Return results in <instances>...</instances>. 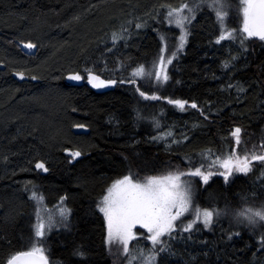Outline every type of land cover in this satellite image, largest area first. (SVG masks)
I'll return each instance as SVG.
<instances>
[{"label": "trees", "instance_id": "obj_1", "mask_svg": "<svg viewBox=\"0 0 264 264\" xmlns=\"http://www.w3.org/2000/svg\"><path fill=\"white\" fill-rule=\"evenodd\" d=\"M159 1L0 0V65L6 67L0 70V264L28 250L35 202L24 191L27 181L34 182L49 209L61 203L65 193L69 197L64 202L72 210L68 227L53 229L46 237L51 264H116L96 202L114 179L126 174L125 157L141 176L157 175L175 166L186 170L184 158L198 159L207 149L221 155L248 151L231 137L237 126L242 128V146L251 144L252 150L264 142V42H247L246 52L237 41L215 43L219 30L208 9L198 13L185 51L169 69L171 79L158 91L195 102L197 109L188 106L181 112L166 100L145 101L127 84L104 92L94 90L86 79L82 85L70 84L69 75H84L93 65L104 78L118 80L140 63L150 66L162 48L159 34L169 31L166 23L158 22L163 20L157 15ZM235 14L231 9L230 28L239 25V18L231 23ZM135 23L145 26L137 30ZM122 25L132 37L126 46L120 40L113 47L111 34ZM21 40L37 44L36 54L25 53ZM234 56L239 58L231 61ZM104 61L108 71H102ZM121 61L125 68L118 71ZM225 61H230L229 68L223 67ZM14 72H23L29 81L18 82ZM138 83L141 90L156 91ZM137 109L148 119L137 121ZM153 116L160 120V129L152 124ZM76 125L84 126L81 134L75 133ZM168 131L182 142L152 139ZM64 149H79L84 155L69 163ZM39 160L47 162L48 173L34 170ZM195 189L202 207L214 203L220 209H239L242 195L249 196V203H259L264 200V168L235 173L227 184L219 175L205 186L195 179ZM228 231H239L240 237L227 241ZM257 239L251 229H237L220 219L191 239L171 241L174 255H160L158 264H264ZM77 250L85 257L76 255Z\"/></svg>", "mask_w": 264, "mask_h": 264}, {"label": "snow or ice", "instance_id": "obj_2", "mask_svg": "<svg viewBox=\"0 0 264 264\" xmlns=\"http://www.w3.org/2000/svg\"><path fill=\"white\" fill-rule=\"evenodd\" d=\"M165 9L163 22L168 25H174L179 29L177 42L173 45V50L168 52L167 37L159 34L162 41V48L157 56L151 61L150 66L143 63L136 65L129 72L128 77L104 78L102 74L96 72L95 65L91 68L84 69V75L75 72L68 76L71 81L87 80L95 89H107L115 87L118 84L132 85L133 90L138 96L145 101H162L166 100L167 104L184 112L188 106L197 109L198 105L186 99L172 98L170 96H161L158 91L164 85H167L171 76L169 75L168 66L178 58L191 35L193 21L199 12L208 9L214 14L217 26L218 37L215 43L221 41H237L242 51H247V42L258 40L264 42V0H238L236 14L231 18V23L239 18L240 23L237 27H229V14L233 7L232 0H191L182 2L178 7L170 4L161 5ZM159 16V13H157ZM79 19V17H74ZM129 24L132 21L128 22ZM145 24L135 23V29L143 28ZM132 32L128 27L121 26L119 30L111 34L110 39L113 41V47L120 41L131 39ZM26 49H36L37 44L31 41L24 43L20 41ZM108 51H112L111 48ZM238 56L231 57V61L238 59ZM231 66L230 61H225L224 68ZM125 65L121 61L118 71H123ZM108 71L107 62L104 61V69ZM21 80L24 79L23 72H17ZM36 77H32L35 79ZM142 81L150 84L156 91L149 93L141 90ZM229 88L235 87L237 92H246L242 86L229 84ZM204 114L203 109H200ZM208 117L205 116V119ZM135 119L140 121L148 119L136 110ZM151 122L155 128H161V122L156 117H151ZM118 123V121H117ZM76 127H84L76 125ZM195 127V125L193 126ZM231 137L234 138L235 145L239 147L242 143V128L237 126L231 131ZM167 137H173L171 143H181L176 140L171 131L162 132L161 135L152 137L153 140H165ZM189 137L185 135L183 141ZM138 143V141H137ZM170 147V145H169ZM68 153V162L73 163L78 160L84 153L77 150L64 149ZM35 159V158H34ZM186 170L175 166L174 170H169L163 174L143 175L133 169L132 161H128L127 172L119 178L114 179L105 193L96 202L97 211L102 214L106 222V243L109 251L112 245H118V253L122 252L125 256L130 257L129 264L135 259L130 252L129 245L132 241L137 240V226L145 229L144 237L151 242V248L148 253H141L143 264H158L160 255H174L171 248V241L191 239L194 232L201 229L211 230L215 224L220 222V218L225 215H232L238 225H244L252 230V234L257 236L259 249H264V200L259 203H249V196L242 195V207L234 211L229 210L227 205L224 209L216 207L213 203L211 206L202 207L196 199V189L194 187L195 178H199L203 185H208L209 181L216 175L223 177V182L227 184L235 173L248 174L253 171L255 166L264 168V142L254 145L251 151L243 153L229 150L228 153L214 154L211 149L204 150L200 153L198 159L185 157ZM30 165L33 161L28 162ZM215 169V171L213 170ZM32 168H22L21 171H31ZM34 170L40 173H48L49 167L47 162L39 160L34 163ZM24 191L30 192V198L35 202V222L32 225V235L29 238L28 250L18 251L7 259V264H49L48 255L45 247L46 237L56 228H67L68 220L71 216V209L64 205L68 200V194L65 193L61 198V205H64L57 216L44 212L43 195L37 194L36 185L33 181L24 183ZM252 199H256V193L250 194ZM187 234V235H185ZM234 237H240L239 231H228L224 239L232 241ZM81 258L85 257V252L77 250L75 253ZM207 255V253H204ZM195 259V258H193Z\"/></svg>", "mask_w": 264, "mask_h": 264}, {"label": "rangeland", "instance_id": "obj_3", "mask_svg": "<svg viewBox=\"0 0 264 264\" xmlns=\"http://www.w3.org/2000/svg\"><path fill=\"white\" fill-rule=\"evenodd\" d=\"M182 2H189V3H191V0H163V1H159L156 4L160 8V10H159V16L160 15H164V12H165V9H163L161 7V5L170 4L173 7H178ZM237 2H238V0H232V4H233L232 9H235V11H236V7H237ZM194 21H193V23H194ZM239 23H240V20H239ZM166 27L169 29V31H167L165 33H162V34H164L167 37L168 52H171L173 50V45L177 42V39H178V36H179L180 32H179V29L176 28L174 25H171L170 26V25L166 24ZM189 37H188V41H189ZM187 45H188V42L185 45V48L182 50L181 53H183L185 51ZM180 54H178V56ZM170 67H171V65L168 66V71H169ZM240 146H241L240 148L244 147V148H247L248 151H251V149H250L251 144L249 146H248V144H244L243 146L242 145H240ZM213 170L215 171V169H213ZM195 179L198 180V181H200L199 178H195ZM200 182L202 183V181H200ZM202 185H203V183H202ZM203 186H205V185H203ZM194 187H195V184H194ZM45 205L46 204L43 203V208L41 209L42 214L44 212H48V213H51L53 216H57L58 213L60 212L61 208L65 204L64 205H61V203H59L56 207L50 208V209H49V207L47 205L46 206ZM229 210L231 212V211H234L236 209H229ZM220 219L221 220L222 219L228 220L229 221V224L231 226L237 228V229H239L241 227H245L244 225H238L236 223L234 217L232 215H230V214L229 215L222 216ZM56 229H58V228H56ZM202 230H209V229H202ZM136 231H137V234H138V238H137V240L132 241L131 244L129 245L131 254L133 256H135V259L132 261V264H143L142 257H141V253L146 254V253L149 252V250L151 248V242L150 241H147L145 239V237H144V233H146V230L145 229H141L139 227V225H138ZM118 247H119L118 245L113 244L112 245V250L110 251L111 255L114 257L115 263L116 264H120V263L121 264H129L130 257L125 256L122 252H119L118 253V251H117ZM108 249H109V246H108ZM161 255H163V253Z\"/></svg>", "mask_w": 264, "mask_h": 264}, {"label": "water", "instance_id": "obj_4", "mask_svg": "<svg viewBox=\"0 0 264 264\" xmlns=\"http://www.w3.org/2000/svg\"><path fill=\"white\" fill-rule=\"evenodd\" d=\"M258 41V40H257ZM22 50L25 52V53H27V54H29V55H35L36 54V52H37V48L36 49H26V48H24L23 46H22ZM6 69V67H5V65H0V70H5ZM16 73L17 72H14V73H12V77H13V79H15V80H17L18 82H20V83H23V82H27V81H29V78L24 74V79L23 80H21L20 78H19V76H17L16 75ZM70 84H72V85H82V84H84V81H71L70 80ZM90 85V84H89ZM91 86V85H90ZM92 87V86H91ZM116 87V86H115ZM93 88V87H92ZM112 88H114V87H111V88H107V89H104V88H102V89H95V88H93L94 90H96V91H99V92H104V91H108V90H110V89H112ZM83 132V129L81 128V127H77V128H75V133L76 134H81ZM66 154L68 155V153L66 152ZM7 264V263H6ZM49 264H51L50 263V261H49Z\"/></svg>", "mask_w": 264, "mask_h": 264}]
</instances>
